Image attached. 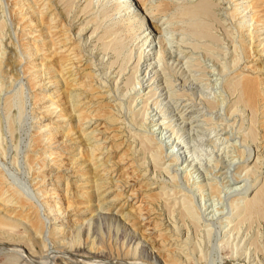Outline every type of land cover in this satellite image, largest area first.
<instances>
[{"label":"rangeland","instance_id":"obj_1","mask_svg":"<svg viewBox=\"0 0 264 264\" xmlns=\"http://www.w3.org/2000/svg\"><path fill=\"white\" fill-rule=\"evenodd\" d=\"M139 1L0 0V264H264V0Z\"/></svg>","mask_w":264,"mask_h":264},{"label":"bare ground","instance_id":"obj_2","mask_svg":"<svg viewBox=\"0 0 264 264\" xmlns=\"http://www.w3.org/2000/svg\"><path fill=\"white\" fill-rule=\"evenodd\" d=\"M132 1H135V2H136L134 5H136L137 7H133V6H134L133 4H129V5L126 6V4H125V5L123 4L122 0H115V7H116L115 9H116L117 13H120V12H122V11H127V12H125V13H129V14L131 13V18H133L134 16H136V14H134V12H135L136 9H139V10H140V6H139V2H140V1H139V0H132ZM247 2L250 3V4L247 5V6H245V7H243V10H247V9H248V11H250L251 9L254 10L255 7H258V9H255V10H254V12H255V13H254L255 16H254V14H253V12H252V15L255 17L254 20L252 19V16H251V18H250V20L253 21V23L255 22V24H257V27L255 28V30H256V31H259L260 29H264V15L261 14V13L259 14V10H260L261 8H263L264 4L262 3L263 5H262V4L260 5V6H262L261 8H260L259 5H254V6H253L254 9H253V8H252V5H251V4H252V3H251V0H248ZM247 2H246V3H247ZM252 2H253V1H252ZM254 2H255V1H254ZM257 2H258V1H257ZM242 4H243V3H242ZM253 4H254V3H253ZM236 5H237L236 10L239 9V8L241 7V4H240V3H237ZM198 6H199V8L197 7L198 9H195V8L192 9V8H190L191 10H189L188 12H189V14H190L191 16H192L193 13H197V14H198L199 12H200L199 15H202V14L204 15V14H206L207 11L210 10V9H209V6H211V4H209V3L207 4V2L204 3V0H203V1L201 0V1H199V5H198ZM156 8H159V4L156 5ZM160 10H161V9H160ZM30 12H31V11H30ZM186 12H187V11H186ZM188 12H187V13H188ZM122 13H123V12H122ZM125 13H124V14H125ZM191 13H192V14H191ZM207 14H208V13H207ZM207 14H206V15H207ZM193 15H194V14H193ZM195 15H196V14H195ZM145 16H146V15H143L144 18H145ZM143 17H142V18H143ZM245 17H246L245 15H242V16H241L242 20L238 23V26H239V27H242V25L245 24V20H244ZM131 18H130V21H129V25H131L130 23H131V21H133V20H131ZM144 21H145V20H144ZM248 21H249V20H248ZM142 24H144V23H142ZM258 24H260V25H258ZM193 25H194V24H193ZM195 25H196V24H195ZM199 25H201V23H200ZM0 26H1V25H0ZM202 26L205 27V25H202ZM204 27H202V28H204ZM198 28H199V27H198ZM204 30H205V28H204ZM201 31H202V30H201ZM194 32H195V31H194ZM201 33H203V32H201ZM204 33H205V32H204ZM149 34H150V32H148V33L146 34V38H148L147 36H148ZM262 34H264V32H263ZM262 39H264V38L259 39V40H261V41H258V42H257V44H256L257 46H258L259 44H261L262 47H264V42H262ZM149 41H150V40H149ZM148 44H149V42H148ZM248 45H249V44H248ZM148 46H149V45H148ZM148 46H147V47H148ZM263 50H264V48L261 49V50H259V51H258L259 54H260ZM167 51H168V50H167ZM260 55H261V56H264V54H262V53H261ZM260 55H259V56H260ZM186 59H187V60H186L185 62H187V61L189 60V58H186ZM262 59H263V57H262ZM172 63H173V62H172ZM71 67H72V66H71ZM147 67L149 68V69H148V70H149L148 72H150V71H151V69H150V68H151V63H149V64L147 65ZM262 68H263V66H262ZM259 69H260V67H259ZM263 69H264V68H263ZM146 74H147V73H146ZM146 74H145V75H146ZM256 80H257V79H256ZM260 80H261V79H260ZM262 81H264V80H262ZM262 81H261V83H262ZM238 82H239V81H238ZM238 82H237V84H238ZM252 82H253V81H252ZM252 82H250V83H252ZM259 82H260V81H259ZM54 83H55V82H54ZM234 83H236V82H234ZM250 83H248V86L251 85ZM257 83H258V82H255V84H257ZM208 84H209V83H208ZM230 84H232V83H230ZM239 84H240V83H239ZM253 84H254V82L252 83L251 86H253ZM52 85H53V84H52ZM214 85H215V84H214ZM234 85H235V84H234ZM53 86H54V85H53ZM231 86H232V85H231ZM248 86H247V87H248ZM251 86H250V87H251ZM258 86H259V85H258ZM235 87H236V85H235ZM259 87H260V86H259ZM259 87H258V88H259ZM155 88H156V87H155ZM232 88H233V87H232ZM251 88H252V87H251ZM251 88H249V89L247 88V89L250 90ZM234 89H235V88H234ZM247 89H246V90H247ZM253 89H254V88H253ZM256 90H257V89H256ZM262 90H263V89H262ZM240 91H241V90H240ZM251 91H252V89H251ZM258 91H259V90H258ZM258 91H257V92H258ZM69 92H70V91H69ZM263 92H264V91H263ZM263 92H262V95L264 94ZM240 99H241V97H240ZM166 100H167V99H166ZM240 102H241V101H240ZM49 106H50V105H49ZM49 106H48V107H49ZM149 108H150V107H149ZM182 115H183V113L180 114V116H182ZM224 115H225V114H224ZM171 124H172V123H171ZM49 126H50V125H49ZM49 126H48V127H49ZM49 128H50V127H49ZM216 129H217V128H216ZM189 131H190V130H189ZM54 132H55V130H54ZM203 134H204V133H203ZM53 135H54V134H53ZM183 136H184V135H183ZM83 137L85 138V139H83V140H86V141H87V140H90V137H89L88 135L83 136ZM225 138H226V137H225ZM223 139H224V138H223ZM140 140H141V139H140ZM56 142H57V141H56ZM173 142H174V141H173ZM52 143H53V142H52ZM78 143H79V142H78ZM80 143H81V142H80ZM61 144H62V143H61ZM226 144H227V143H226ZM157 146H158V145H157ZM157 149H158V147H157ZM180 154H181V153H180ZM186 155H187V154H186ZM45 156H46V154L43 155L42 160L45 159ZM256 159H257V158H256ZM256 159H255V160H256ZM188 168H189V167H188ZM67 170H68V169H67ZM187 183H188V182H187ZM226 183H227V182H226ZM239 185H241V184H239ZM101 187H102V186L97 185V188H96V189H99V188H101ZM260 189H261V188H260ZM256 190H257V189H256ZM256 190H255V191H256ZM236 192H237V191H236ZM256 192H257V191H256ZM254 194H255V193H254ZM1 195H2V194L0 193V198H2ZM16 195H17V194H16ZM255 195H256V194H255ZM255 195H254V196H255ZM2 196H3V195H2ZM254 196L252 197V198H253L252 200L249 199V201H247V203H246L247 206L250 207V208H251L253 205L255 206V204L257 205V202H259V200H260V201L262 200V197H261L260 195L257 194V197L255 196V198H254ZM245 201H246V200H245ZM0 202H1V201H0ZM261 203H262V201H261ZM40 204H41V203H40ZM143 204H144V203H143ZM42 206H43V205H42ZM44 207H45V206H44ZM46 207H47V209H46L47 211L51 208V207L49 208L48 206H46ZM245 207H246V206H245ZM248 207H247V208H248ZM52 209H53V208H51V210H52ZM84 209H85V208H84ZM86 209H87V208H86ZM248 209H249V208H248ZM252 209H253V208H252ZM257 209H258V208H257ZM48 212H49V211H48ZM243 212H244V211H243ZM48 214H49V213H48ZM54 214H55V213H54ZM46 216H47V215H46ZM56 217H57V216H56ZM238 218H239V217H238ZM249 218H250V217H249ZM21 221H22V220H21ZM235 223H236V222H235ZM26 224H27V223H26ZM29 228H30V227H29ZM235 228H236V227H235ZM149 251H151V250H149ZM148 253L150 254L151 252H148ZM151 256H152V254H151ZM152 258H153L154 261H157L155 255H153ZM157 262H158V261H157ZM157 262H156V263H157Z\"/></svg>","mask_w":264,"mask_h":264}]
</instances>
